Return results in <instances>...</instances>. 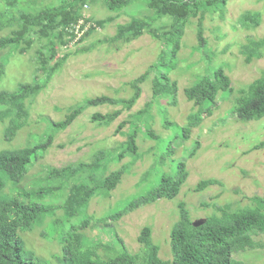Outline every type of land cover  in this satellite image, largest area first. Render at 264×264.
<instances>
[{
    "label": "rangeland",
    "instance_id": "374dc122",
    "mask_svg": "<svg viewBox=\"0 0 264 264\" xmlns=\"http://www.w3.org/2000/svg\"><path fill=\"white\" fill-rule=\"evenodd\" d=\"M102 1L94 0L84 6L83 16L93 21L111 16L113 21L96 28L81 43L76 42L81 34L79 31L75 32L76 38L68 47L56 45L55 59L63 56L66 59L50 78L36 70V50L42 45L47 46L45 39L38 40L34 36L33 45L24 54L15 53L12 48L0 50V91L12 92L19 85L34 80L42 86L36 96L27 100V123L10 142L4 141L2 134L8 120L0 123V150L42 142L56 132L51 123L65 119L72 109L80 107V114L68 127L54 134L49 147L28 167L27 180L35 178L31 180V186L27 181L23 184L35 189L38 179L47 176V168L60 169L68 164L90 162L97 151L112 149L113 145L124 141L125 137L115 131L124 122L122 131L125 132L129 123L131 131H138L136 153L133 157L108 161V170L123 167L124 173L107 197L96 195L91 199L88 213L101 216L108 206H111V212L117 210L136 195L145 194L161 175H172L179 161L184 162L186 178L175 198H163L140 206L103 228L93 225L85 233L92 240L106 243L114 241L116 235L131 252H136L140 246L137 236L142 227L148 226L153 242L159 246V256L170 259L168 236L178 219L180 203L193 223L211 216L219 217L222 210L234 211L250 206L251 197L264 193V149L254 148L264 139V117L241 122L231 114L237 91L264 72V48L260 57L250 62L245 61L243 53L245 45L264 36V0H227L223 9L204 14L202 45H198L196 36L197 18H191L185 26L176 59L163 67H158L163 40L146 33L130 43H110L109 39L115 35L118 25L128 23L132 18L145 20L161 30L163 25L170 23L169 17L157 19L144 0H135L117 11L108 10ZM37 2L23 9L35 12L40 5L48 4V1ZM247 12L259 14L256 27H243L249 20L242 14ZM7 33L6 28L0 30V36ZM217 67H222L229 76L231 91L220 93L213 109L209 107L211 114L201 115L200 122L183 135L182 126L190 114L197 112L193 103L187 101L183 89L210 75ZM146 71L147 78L137 86L138 97L130 107H125L123 101H129L135 93L131 82ZM162 72L176 82L174 103L168 98H153L152 80ZM101 95L114 98L118 103L85 104L86 100ZM141 110L149 111L138 119L136 113ZM114 111L120 113L108 125L92 121L93 114L105 115ZM204 112L207 113L206 109ZM145 130L152 131L156 138L144 135L142 131ZM148 172L147 179L142 181ZM102 173H106V168H102ZM202 180L210 183L198 189L197 184ZM59 194H63V190L45 197L44 204H61L65 195L56 196ZM61 214V210H56L31 232H18L25 254L30 253L47 264H57L55 255L60 252L59 237L67 227L79 221L73 219L65 228L54 225L53 221ZM253 240L264 242V234L253 236ZM233 257L248 264H264V251L260 249L236 253Z\"/></svg>",
    "mask_w": 264,
    "mask_h": 264
},
{
    "label": "trees",
    "instance_id": "16d2710c",
    "mask_svg": "<svg viewBox=\"0 0 264 264\" xmlns=\"http://www.w3.org/2000/svg\"><path fill=\"white\" fill-rule=\"evenodd\" d=\"M37 1L0 0V30L8 29L6 35L0 36V50L12 48L13 52L24 54L33 45L34 36L38 40L45 39L47 46L42 45L36 50L35 62L36 70L46 74L48 78L66 59L65 56L55 59L56 45L68 47L76 38L75 32L79 31L81 34L76 42L81 43L96 28H101L114 19L109 16L103 20L93 21L90 17H84L83 7L94 0H42L48 1V4L40 5L38 11L30 12L23 9L24 6L36 5ZM133 1L135 0H103L102 2L108 10L117 11ZM144 1L157 19L169 17L170 23L157 30L145 20L132 18L128 23L118 25L115 35L109 41L130 43L145 33L155 39L163 40L164 49L161 51L158 64V67H163L176 59L181 47V37L190 19L197 18L196 36L198 45H202L204 14L223 9L227 0ZM242 15L249 20L248 23H244V28L249 29L258 25L257 12H247ZM262 48H264V36L259 40L250 41L243 48L245 61L250 62L253 58H259ZM54 60L53 65H50ZM1 73L0 67V76ZM147 76L148 71L131 82L135 93L129 101H123L125 107L128 108L135 102L139 95L137 86ZM41 89V84L34 80L32 83L19 85L18 89L12 92L0 91V123L8 120L2 133L4 141L10 142L27 123L29 111L26 102L36 96ZM176 89V82L171 81L164 72L152 80L154 99L168 98L171 100L170 103H174ZM230 91L231 80L222 67L213 69L210 75L203 76L192 85L185 87L183 93L187 101L192 102L193 107L197 108V112L190 114L186 124L182 126L183 135H187L190 127L200 122L201 115L211 114L209 107L212 106L213 109L220 93H230ZM116 103L117 100L104 95L90 98L85 102L87 106ZM232 104L231 114L238 121L250 122L263 118L264 72L238 90ZM80 111V107L76 106L65 119L51 123V126L56 132L64 130ZM148 111H139L136 113V118H142ZM119 113L120 111L105 115L93 114L92 121L108 125ZM163 123L167 125L166 121ZM124 126V122L120 123L115 131L125 137L124 141L116 143L111 147L112 149L106 147V150L97 151L90 162L68 164L60 169L47 168V176L38 179L35 189L27 188L23 184L27 181L31 186L33 183L31 180L35 178L27 180L28 167L49 147L56 132L47 139H42L40 143L31 145L28 143L24 147L0 150V264H47L33 258L30 253H24L18 232H31L56 210H61L62 214L53 221L54 225L65 228L66 223L79 219L76 224L67 227V231L58 239L60 252L55 255L57 264H248L235 259L233 255L240 252L252 253L255 249L264 251V242L253 240V236L264 234V193L251 197L250 206L234 211L222 210L219 217H208L202 220V224L198 227L192 226L188 212L180 203L178 219L168 236L170 259H162L159 256V246L153 242L151 229L148 226L142 227L137 236L136 241L140 246L136 252H131L123 240L116 235L114 241L109 243L88 237L85 230L93 225L94 227L100 225L102 227L99 228H103L140 206L152 204L163 198H175L186 178L184 162L179 161L172 175H161L158 182L145 194L136 195L117 210L111 212L109 210L111 206H108L101 216L88 213L91 199L96 195L107 197L118 185L124 173L123 167L108 170V161L112 159L118 161L125 156L133 157L136 153L138 131H131L128 123V128L124 132L122 131ZM142 133L156 138L150 130ZM197 147H194L191 154ZM254 148L264 149V139ZM102 168H106L105 174L102 173ZM148 175L149 172L142 181H145ZM209 183L210 181H199L197 188L202 189ZM60 190H63V194L56 196L65 195L61 204H44L45 197L53 196Z\"/></svg>",
    "mask_w": 264,
    "mask_h": 264
},
{
    "label": "water",
    "instance_id": "95a60500",
    "mask_svg": "<svg viewBox=\"0 0 264 264\" xmlns=\"http://www.w3.org/2000/svg\"><path fill=\"white\" fill-rule=\"evenodd\" d=\"M201 224H202L201 221H195V222L192 223V225H193L194 227H198V226L201 225Z\"/></svg>",
    "mask_w": 264,
    "mask_h": 264
}]
</instances>
